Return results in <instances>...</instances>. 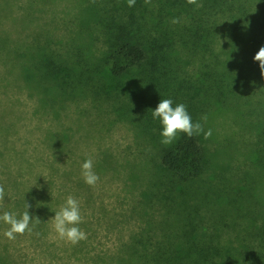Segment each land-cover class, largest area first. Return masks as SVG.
<instances>
[{"label": "trees", "instance_id": "trees-1", "mask_svg": "<svg viewBox=\"0 0 264 264\" xmlns=\"http://www.w3.org/2000/svg\"><path fill=\"white\" fill-rule=\"evenodd\" d=\"M81 1L72 15L76 26L64 39V52L47 45L57 38L35 28L36 52L30 54L28 62H16L18 66L6 67L0 60L5 67L0 84L17 83L34 89L52 112L68 99L89 96L101 102L114 91L115 95L124 94L127 98L114 104V110L134 124L143 140L158 145L163 178L189 198V184L200 180L211 165L203 133L191 138L179 133L172 144L163 145L162 126L159 118L153 119L152 110L160 99H172L173 106L183 103L193 123L201 124L206 113L229 108L235 99L242 100L239 106L248 108L256 102L263 110L264 77L253 56L264 46V0H197L196 4L187 0H135L132 7L127 0ZM32 14L33 8L25 17ZM12 16L23 18L13 11ZM174 18L179 22L172 23ZM26 26L28 22L23 21L21 30ZM81 28L88 33V42L82 45L77 41ZM15 29L18 37L12 40L26 45L29 33L26 31L25 36L17 25ZM218 37L224 43L217 49ZM96 38L101 46L99 58L90 50V40ZM50 135L48 139H59L58 147L64 145V134ZM258 141L260 147L258 142L255 152L264 169V131ZM5 154L0 152V161L10 155ZM86 159L88 156L82 162L71 160L62 173L69 179L62 185L72 181L78 186L82 182L80 168ZM16 171L12 174L0 168L5 193L0 210L17 217L27 210L32 217L29 226L38 228L37 218L45 222V202L50 199L45 196L41 201V193L38 195L34 187L25 188L14 207L5 190L21 182L18 176L24 172L21 167ZM251 184L240 197L234 196L230 187L210 185L206 190H211L213 201L226 200L223 209L216 205L203 209L185 200L180 203L181 215L172 216L173 228L168 223L170 229L161 228L157 233L158 223L149 222V227L133 234L109 260L112 264H264V204L254 196ZM238 186L239 182L234 191ZM201 193L204 199L205 193ZM26 204L30 205L27 209ZM5 255L0 252V264H10ZM98 258L104 261V257Z\"/></svg>", "mask_w": 264, "mask_h": 264}, {"label": "rangeland", "instance_id": "rangeland-1", "mask_svg": "<svg viewBox=\"0 0 264 264\" xmlns=\"http://www.w3.org/2000/svg\"><path fill=\"white\" fill-rule=\"evenodd\" d=\"M78 3L81 6L82 1L0 0L2 63L8 67L18 66L16 62H28L38 43L33 35L35 28L57 38L47 45L63 53L64 39L71 27L76 26L72 15ZM32 8V16L25 17ZM12 11L23 18H14ZM22 20L28 22V27L21 30ZM16 25L24 35L29 33L26 45L12 40L18 37ZM79 33L78 44L88 42V33L83 28ZM90 41L92 55L99 58L100 40ZM223 43L218 37L213 46L218 49ZM4 65L0 64V76ZM193 67L196 68L195 63ZM20 87L17 83L0 84V152L10 153L7 159L4 156L0 161V168L17 174L16 169L21 167L24 172L18 176L21 182L17 186L8 185L5 192L13 206L18 205L25 188L34 187L38 195L41 193V201L45 196L50 200L45 202V222L41 219L36 223L38 228L29 226L30 232L17 234L13 240L4 236L8 225L0 221V252L6 254L10 264H112L108 257L133 234L149 227V222L158 223L157 233L161 228L166 231L170 226L173 228L172 216L181 215L183 201L189 205L198 203L203 209L205 206L216 205L218 209L227 206L223 198L213 201L211 190H206L216 183L220 187H230L236 197L244 194V189L252 183L254 196L264 204V169L255 152L264 131V109L260 110L256 102L246 108L239 106L241 99H235L229 108H212L213 111L206 113L207 119L202 125L205 131L211 129L212 134L208 139L203 136V144L211 165L200 180L187 185L191 192L188 198L186 192L175 191L163 178L159 170L160 158L156 154L158 145L143 140L135 132L134 124L119 117L114 110V104L127 98L124 94L115 95L114 91V95L101 102L89 96L68 99L52 112L40 94L37 96V91ZM50 134L60 137L64 134V145L58 147L59 139H48ZM84 156L93 160V171L100 178L96 185H87L82 176L78 186L72 181L62 185L64 179H69L62 173L69 168L71 160L82 162ZM237 182L239 189L234 191ZM201 192L205 193L204 199ZM68 196L79 202L82 222L78 227L87 234L86 239L75 245L60 239L53 228L52 218ZM3 213L0 210V214Z\"/></svg>", "mask_w": 264, "mask_h": 264}, {"label": "clouds", "instance_id": "clouds-1", "mask_svg": "<svg viewBox=\"0 0 264 264\" xmlns=\"http://www.w3.org/2000/svg\"><path fill=\"white\" fill-rule=\"evenodd\" d=\"M128 6L135 5V0H127ZM146 3H150V0H145ZM188 4H196L197 0H187ZM178 19L174 18L172 23H178ZM253 61L258 62L260 74L264 77V46H261L259 50L253 56ZM153 119L159 118L162 131L160 133L161 143L163 145L172 144L177 138L179 133L185 134L191 138L194 134L200 135L203 133L205 139H208L212 130L205 131L203 125L197 121L193 123L191 116L189 115L186 106L183 103L173 106L172 99H160L157 106L152 110ZM204 120L207 117H203ZM81 176L84 182L89 186H95L99 181V176L93 171V160L91 158L86 159L81 165ZM4 188L0 185V204L4 200ZM26 209L30 205L26 204ZM32 217L26 210L22 215H17L4 212L0 216V221H3L8 225L7 230L4 232V236L9 239H15L17 234H24L25 231H31L29 227ZM53 220V228L58 237L73 245L79 241L87 238V234L82 231L78 225L82 222L80 214V204L72 196H68L65 204L55 213ZM37 222H40L37 218Z\"/></svg>", "mask_w": 264, "mask_h": 264}]
</instances>
